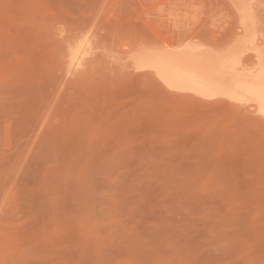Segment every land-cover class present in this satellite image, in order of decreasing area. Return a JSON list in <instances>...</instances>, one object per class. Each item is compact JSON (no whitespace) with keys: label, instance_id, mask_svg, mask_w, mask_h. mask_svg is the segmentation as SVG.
<instances>
[{"label":"rangeland","instance_id":"1","mask_svg":"<svg viewBox=\"0 0 264 264\" xmlns=\"http://www.w3.org/2000/svg\"><path fill=\"white\" fill-rule=\"evenodd\" d=\"M222 3L0 0V264H264V123L126 61L174 6L225 41Z\"/></svg>","mask_w":264,"mask_h":264},{"label":"bare ground","instance_id":"2","mask_svg":"<svg viewBox=\"0 0 264 264\" xmlns=\"http://www.w3.org/2000/svg\"><path fill=\"white\" fill-rule=\"evenodd\" d=\"M222 1L236 17L234 30L226 38L221 37L225 41L220 43L213 35H205L197 20L191 23L187 9L174 6L166 36L124 43L127 64L151 77L164 91L226 101L254 113L264 123V0ZM222 4L220 8L215 5L221 9ZM232 18L230 14L229 20ZM94 38L87 34L70 49L69 65L73 71L84 69L96 55L100 47Z\"/></svg>","mask_w":264,"mask_h":264}]
</instances>
